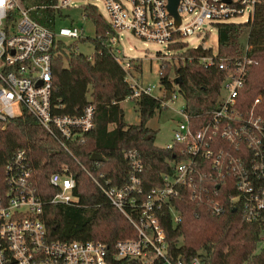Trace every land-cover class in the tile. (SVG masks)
<instances>
[{
    "label": "built area",
    "instance_id": "built-area-1",
    "mask_svg": "<svg viewBox=\"0 0 264 264\" xmlns=\"http://www.w3.org/2000/svg\"><path fill=\"white\" fill-rule=\"evenodd\" d=\"M101 1L112 30L102 37V42L125 72L131 87L126 98L151 95L160 99L163 108L177 95L163 97L165 85L160 80L158 84L139 82L133 67L136 59L115 46L121 31L172 49L169 45L177 40L188 43V35L203 33L205 37L210 31L205 25L216 29L218 22L236 15L248 20L256 5L264 2L179 0L177 24L167 0ZM87 3L96 5L94 0L81 4ZM75 5V0L48 4L63 12ZM31 8L21 5L20 0H0V121L28 112L60 147L72 154L71 143L83 141L94 127L95 108L87 102L76 114L61 111L63 104L53 100L51 48L56 38H80L83 30L66 12L60 21L69 22L50 28L32 18ZM158 58L171 59L165 53H159ZM197 60L205 67L216 65L222 71L218 101L213 108L189 112L184 99L177 109L181 119L173 129L172 140L164 146L173 151L171 170L161 174V185L144 189L143 162L136 148L123 151L129 170L126 181L119 186L108 178L101 181L77 160L130 222L135 235L118 238L111 245L90 238H50L41 218L43 204L82 205L74 191V171L69 164L52 171L49 182L55 192L45 200L35 187L34 166L27 151L18 148L3 163L6 191L0 195V264H206L198 252L169 253L160 216L168 211L175 223L180 221L175 201L184 198L202 202L213 214L222 213L226 201H230L233 208L239 207L243 219L264 221V118L252 107H240L238 100L246 73L256 60L246 51L236 56H218L213 48L211 54L199 55ZM259 100L260 96L255 97L253 104ZM260 238L264 241V231Z\"/></svg>",
    "mask_w": 264,
    "mask_h": 264
},
{
    "label": "trees",
    "instance_id": "trees-1",
    "mask_svg": "<svg viewBox=\"0 0 264 264\" xmlns=\"http://www.w3.org/2000/svg\"><path fill=\"white\" fill-rule=\"evenodd\" d=\"M55 1L31 2L30 15L55 28L57 22L66 17L61 9L48 6ZM81 11L95 25L94 50L91 54H84L75 51L61 38L55 39L51 48L55 84L53 100L62 103L61 111L70 114L78 113L87 102H92L94 127L84 135L83 141L71 143V154L60 147L58 141L28 112L0 121V195L6 191L3 163L18 148L27 151L34 166L35 187L45 200L55 192L49 182V174L59 170L63 164H69L76 179L74 191L82 205L45 202L41 218L48 236L67 240L98 239L111 245L118 238L134 236L135 230L77 160L101 181L108 178L111 184L119 186L126 181L129 170L123 151L136 148L143 162V187L149 190L161 185V174L171 170L173 151L156 145L157 130L146 124L149 117L163 108L159 98L141 95L135 99L139 122L124 120L120 102L131 93V87L125 80L123 68L102 42V37L112 31L111 27L96 5L81 4ZM216 31L218 56H236L246 51L256 60L246 73L238 100L240 107H252L264 118V2L256 5L253 16L248 20L218 22ZM208 36L209 33L205 38ZM169 47L181 50L183 57L174 62L171 59L161 61L163 69L159 80L165 85L163 97H168L172 89L169 71L174 68L176 76L180 77L177 85L185 99L186 109L201 112L213 108L218 101L223 73L216 65L205 67L197 60L199 55L211 54L212 47L201 44L188 47L186 41L179 40ZM133 67L135 69L139 64L135 61ZM257 96L260 100L253 104ZM93 152L99 153L103 159L92 160ZM219 190H222V183ZM175 203L181 214L180 221L175 223L168 211L160 216L169 253L198 252L204 256L206 264H264V244L259 247L262 241L260 234L264 231L262 219H243L239 207L233 208L230 201H226L224 211L219 214L211 213L198 200L184 198Z\"/></svg>",
    "mask_w": 264,
    "mask_h": 264
},
{
    "label": "rangeland",
    "instance_id": "rangeland-1",
    "mask_svg": "<svg viewBox=\"0 0 264 264\" xmlns=\"http://www.w3.org/2000/svg\"><path fill=\"white\" fill-rule=\"evenodd\" d=\"M35 0H23L20 4L23 6H29L31 2ZM89 2V0H75V6L69 9H64V12L71 14L74 18L75 23L81 27L82 36L80 38H73L64 36L61 39L66 43L70 44L71 47L77 51L84 54H91L94 50V45L92 39L95 37V25L93 21L85 16L80 8L81 3ZM98 6V11L107 18V12L105 10L104 4L101 0H94ZM227 21L232 22H243L245 21V16L236 15L227 18ZM68 21H58L57 26L67 24ZM206 29H209V36L204 37L203 33H194L188 35L186 40L189 46H197L199 44L203 46H212L214 50L217 48V31L211 25H205ZM120 40L115 46L122 48L124 54L131 58L136 59L139 67L134 69V74L138 78L140 83H159V70L163 69L160 66L161 61L165 59H159V53L169 54L171 60L174 62L180 56H182L181 50L178 49H167L165 44L159 43L153 40H144L130 31H121ZM165 64V63H163ZM176 72L174 68L169 71V78L172 80V89L170 91V96L173 97L174 94L177 95L174 102H169L168 105L161 110H157L151 117L146 121V124L157 130L154 143L158 146H165L172 140L173 129L177 125L178 121L181 119V115L178 113V108L184 103V98L181 95L177 83L174 81ZM173 94V95H172ZM171 97V98H172ZM123 112L124 120L130 123L139 122V111L137 108L136 100L131 98H125L120 102ZM264 244L262 240L259 243V247Z\"/></svg>",
    "mask_w": 264,
    "mask_h": 264
},
{
    "label": "water",
    "instance_id": "water-1",
    "mask_svg": "<svg viewBox=\"0 0 264 264\" xmlns=\"http://www.w3.org/2000/svg\"><path fill=\"white\" fill-rule=\"evenodd\" d=\"M179 0H167V8L169 12L174 16L175 22L178 24L180 22V15L177 11V4ZM175 82L179 83L180 82V77L177 75L174 79ZM92 160H102L103 157L97 153L93 152L90 156Z\"/></svg>",
    "mask_w": 264,
    "mask_h": 264
}]
</instances>
